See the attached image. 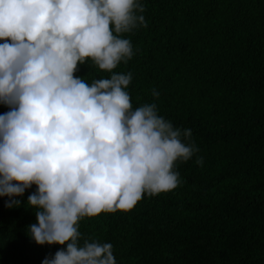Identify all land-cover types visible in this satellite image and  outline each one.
<instances>
[{
  "label": "clouds",
  "instance_id": "9594fccd",
  "mask_svg": "<svg viewBox=\"0 0 264 264\" xmlns=\"http://www.w3.org/2000/svg\"><path fill=\"white\" fill-rule=\"evenodd\" d=\"M143 0H0V197L28 195L38 245H61L42 264H116L111 243L81 221L128 212L183 182L178 164L203 165L191 129L153 102L133 107L129 35L148 26ZM87 64L108 78L76 76Z\"/></svg>",
  "mask_w": 264,
  "mask_h": 264
},
{
  "label": "trees",
  "instance_id": "16d2710c",
  "mask_svg": "<svg viewBox=\"0 0 264 264\" xmlns=\"http://www.w3.org/2000/svg\"><path fill=\"white\" fill-rule=\"evenodd\" d=\"M148 26L129 35L133 107L153 102L191 129L196 156L182 183L128 212L81 221L85 238L111 243L116 264H264V0H143ZM3 41H0L2 43ZM76 76L108 78L87 64ZM9 111L0 104V114ZM0 197V264H42L61 245H38L26 205Z\"/></svg>",
  "mask_w": 264,
  "mask_h": 264
}]
</instances>
